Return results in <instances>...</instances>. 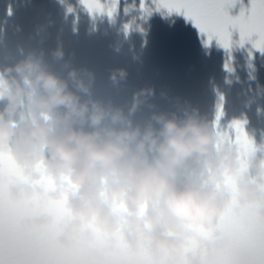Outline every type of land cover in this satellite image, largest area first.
Instances as JSON below:
<instances>
[{
    "label": "clouds",
    "instance_id": "1",
    "mask_svg": "<svg viewBox=\"0 0 264 264\" xmlns=\"http://www.w3.org/2000/svg\"><path fill=\"white\" fill-rule=\"evenodd\" d=\"M48 36L38 30L40 46L0 63V155L19 168L6 182L10 200L66 210L60 245L86 244L89 257L103 260L122 240L156 261L203 264L227 238L218 230L207 238L197 227L214 229L234 196L241 207L258 204L264 221V142L249 137L253 146L245 148L222 137L215 117L153 83L121 98L129 77L123 66L107 70L101 93L96 71L74 63L59 36L45 48ZM248 90L250 101L264 97V84ZM54 222L43 210L19 220L28 229ZM96 230L104 234L99 247L91 243ZM193 238L197 245L188 248Z\"/></svg>",
    "mask_w": 264,
    "mask_h": 264
},
{
    "label": "snow or ice",
    "instance_id": "2",
    "mask_svg": "<svg viewBox=\"0 0 264 264\" xmlns=\"http://www.w3.org/2000/svg\"><path fill=\"white\" fill-rule=\"evenodd\" d=\"M80 6L90 16H107L113 19L120 11V0H78ZM236 0H139L138 4L124 6V13L136 10L140 18L146 17L155 10L167 9L169 13L183 12L192 20L200 33L206 36L207 46L215 39L216 44L226 51L224 68L227 72L234 71L231 60L234 46L244 47L246 42L252 49L264 53V0H250L245 9L241 5L237 15L229 14ZM10 11V10H9ZM67 12H75L73 5H68ZM136 17L124 24L127 34ZM139 27V25H136ZM142 30V29H141ZM233 31L239 38L233 39ZM221 101L223 94H220ZM224 116L223 105L218 103L215 120L222 137L235 139L245 148L253 146V141L245 131L243 120L234 119L227 125L221 124ZM19 168L9 154L0 155V264H187L185 257H162L153 260L147 252H131L121 240L114 252L105 253L103 260H96L87 255L86 244L66 248L60 245L55 236L60 231L59 220L65 209L60 204L41 207L35 199L12 201L6 195V182L19 176ZM264 183V182H262ZM235 191V189H234ZM258 204L239 206L235 200L221 214L214 229L197 227L200 235L211 238L213 231L218 230L227 238L226 245L214 251L210 256L203 257V264H264V221L256 215ZM49 211L56 217V222L48 226L24 228L19 220L24 215ZM96 239L91 243L99 247L104 242V234L96 230ZM197 240L193 238L187 245L195 248Z\"/></svg>",
    "mask_w": 264,
    "mask_h": 264
}]
</instances>
